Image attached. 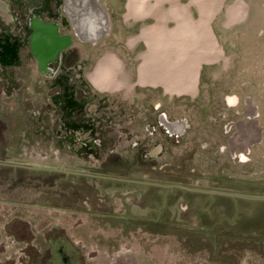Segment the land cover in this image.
Returning <instances> with one entry per match:
<instances>
[{
    "label": "flooded vegetation",
    "instance_id": "obj_1",
    "mask_svg": "<svg viewBox=\"0 0 264 264\" xmlns=\"http://www.w3.org/2000/svg\"><path fill=\"white\" fill-rule=\"evenodd\" d=\"M98 1L90 39L80 0H0V264H264V3L225 0L174 93L139 76L151 7Z\"/></svg>",
    "mask_w": 264,
    "mask_h": 264
},
{
    "label": "water",
    "instance_id": "obj_2",
    "mask_svg": "<svg viewBox=\"0 0 264 264\" xmlns=\"http://www.w3.org/2000/svg\"><path fill=\"white\" fill-rule=\"evenodd\" d=\"M88 1L80 0L79 11L88 14L96 13L102 15L95 16L94 20H92L96 29L94 36H88L90 39H96L106 31V10L98 0ZM222 2L223 0H218L215 9L207 16H200V5L198 2L192 0L186 4H179L183 5L186 9V15L183 14L184 16H173L172 7L167 10L164 9L165 11H170V14L158 16L160 15L158 4L150 6L149 15L152 13L155 16L156 23L146 32V37L149 38V50L140 67L139 76L141 79H145L146 82L151 84L163 85L174 93L186 92L194 88L200 65L203 62L218 60L222 53L221 45L214 38L211 29V20L220 9ZM132 4L133 2L130 5ZM191 6L195 7L197 18H191V16H193L190 11ZM154 7H156L155 11ZM185 19H187L186 21L189 24L196 26V29L194 28L195 32H197V30H204L202 35L205 37V44L200 46L198 44H182L183 33H173L174 29L183 24L181 22H184ZM168 20H174L177 24L172 28H168L166 25ZM196 34H193L194 37ZM37 35L38 38H41V41H43L40 31H37ZM202 35H198L199 37L197 39H202Z\"/></svg>",
    "mask_w": 264,
    "mask_h": 264
},
{
    "label": "bare ground",
    "instance_id": "obj_3",
    "mask_svg": "<svg viewBox=\"0 0 264 264\" xmlns=\"http://www.w3.org/2000/svg\"><path fill=\"white\" fill-rule=\"evenodd\" d=\"M136 3V8L138 10L147 11L149 10L150 6L144 3V0H134ZM196 1L200 5V16H207L213 9H215V6L218 2V0H192ZM180 3L178 1H175L173 3L172 9H173V16H184L186 15V9L183 5H179ZM159 6V5H158ZM156 10V7L154 8V11ZM171 10V9H170ZM239 10H234L233 15L237 14ZM164 14H170V11H165L160 7V15L158 16H164ZM185 19L184 22H181L180 26L174 29V34H181L183 33V42L182 44L185 45H203L206 43L205 37L202 35L204 33V30H197V32L194 31V28L196 29L195 25L189 24ZM191 23V22H190ZM197 33V34H196ZM193 34H196L195 37ZM202 35V39H197L199 36ZM197 41V42H196ZM205 47V46H204Z\"/></svg>",
    "mask_w": 264,
    "mask_h": 264
},
{
    "label": "rangeland",
    "instance_id": "obj_4",
    "mask_svg": "<svg viewBox=\"0 0 264 264\" xmlns=\"http://www.w3.org/2000/svg\"><path fill=\"white\" fill-rule=\"evenodd\" d=\"M232 1H234V0H229V2H227V0H226V2H225V0H223V2L221 4V8L223 7L222 5L224 2L226 3L225 5H227V4L231 3ZM238 2L243 4V6H245V5L248 6V14H249L248 16H259L261 13V11H260L261 10V4L264 3V0H238ZM188 3H189V1H188ZM221 8H220V10H221ZM258 13H259V15H258ZM260 20H262V19H260ZM237 45H238V43H237ZM71 214H72V217H74V214L73 213H71ZM51 215H54V214L51 213ZM55 217H57V216H55ZM54 221L56 222L57 220H54ZM71 230H72V228H68V231H71ZM6 233L7 232L5 231L3 224H0V242L2 243V244L1 243L0 244L2 247H4L5 242H7ZM13 246L12 245L10 246L8 244L7 246H5L6 249L5 250L3 249L2 252H13L14 251ZM173 247H174V250H173ZM197 248L198 247L196 246L194 249L197 250ZM186 250H187L186 244L176 243V244H172V247H170V248H167L164 245H160V248L157 249V252H159L162 256H165V255L169 256L168 254L170 251L177 253V254H182Z\"/></svg>",
    "mask_w": 264,
    "mask_h": 264
}]
</instances>
